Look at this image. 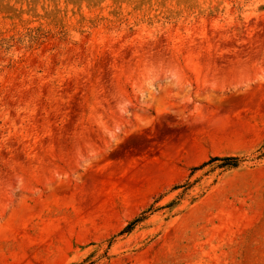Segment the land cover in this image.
I'll list each match as a JSON object with an SVG mask.
<instances>
[{
    "label": "rangeland",
    "instance_id": "1",
    "mask_svg": "<svg viewBox=\"0 0 264 264\" xmlns=\"http://www.w3.org/2000/svg\"><path fill=\"white\" fill-rule=\"evenodd\" d=\"M0 264H264V0H0Z\"/></svg>",
    "mask_w": 264,
    "mask_h": 264
},
{
    "label": "trees",
    "instance_id": "2",
    "mask_svg": "<svg viewBox=\"0 0 264 264\" xmlns=\"http://www.w3.org/2000/svg\"><path fill=\"white\" fill-rule=\"evenodd\" d=\"M240 162H241V158L236 157V156H222V157L213 156V157H210L207 161L200 164L199 166L191 168V174L199 170H202L206 167L209 168V171L215 170V169H218L220 171H226V170H230V169H234L238 167ZM185 185L188 186L189 185L188 182L182 185H175L172 187V190L176 191V190L182 189L184 191V189H186L184 187ZM182 192L179 193L177 196H180ZM143 220H145L144 212H142L138 217L128 222L126 226L119 233L129 234L134 229V227L138 223L142 222Z\"/></svg>",
    "mask_w": 264,
    "mask_h": 264
}]
</instances>
